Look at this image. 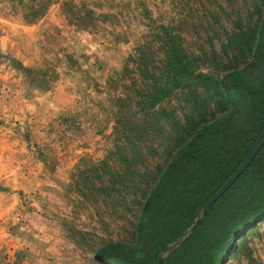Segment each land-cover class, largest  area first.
<instances>
[{
	"label": "rangeland",
	"instance_id": "rangeland-1",
	"mask_svg": "<svg viewBox=\"0 0 264 264\" xmlns=\"http://www.w3.org/2000/svg\"><path fill=\"white\" fill-rule=\"evenodd\" d=\"M263 14L264 0H0V258L120 264L96 254L151 255L203 215L254 134L219 80L264 87L249 67ZM224 112L241 130L203 142L197 128ZM187 147L204 155L201 184ZM236 242L222 264H264V221Z\"/></svg>",
	"mask_w": 264,
	"mask_h": 264
},
{
	"label": "trees",
	"instance_id": "trees-1",
	"mask_svg": "<svg viewBox=\"0 0 264 264\" xmlns=\"http://www.w3.org/2000/svg\"><path fill=\"white\" fill-rule=\"evenodd\" d=\"M258 31L264 33V14L258 24ZM260 43L261 47L259 48L256 44L254 51L256 50L257 53L249 65L250 68L258 70L264 69V37ZM234 76L238 77L239 75L235 73ZM240 78L222 77L219 80V90L223 98L236 99L237 108L238 111H242V117L248 116L253 119L254 134L246 141L245 148L227 174L216 185L206 188L204 207L237 169L264 132V87L255 81L246 79L244 75ZM225 113L211 120L205 119L197 128L196 132L202 136L203 142L212 139V142L220 144L227 139L231 131L233 134H238L241 127L238 123L234 124L235 120L226 117ZM185 156L188 162L199 164L200 171L197 173L200 176L199 184L205 182L203 176L207 172L200 166L204 155L195 147H187ZM192 178H195L194 175L189 173L186 182L191 184L194 181H191ZM183 185L184 183L181 181L180 188ZM151 200L152 198L149 196L142 207L136 227L138 238L146 239L154 236V226L149 222ZM262 221H264V144L242 174L209 211L198 217L195 222L192 220L179 230H169L159 250L151 255L130 253L117 243L110 242L96 255L97 259L116 260L120 264H159L162 252L167 251L168 254L163 259V264H222L221 260L238 247L236 241L240 233ZM191 224L192 227L189 229ZM179 240H182L179 245L167 249L169 244H174Z\"/></svg>",
	"mask_w": 264,
	"mask_h": 264
},
{
	"label": "water",
	"instance_id": "water-1",
	"mask_svg": "<svg viewBox=\"0 0 264 264\" xmlns=\"http://www.w3.org/2000/svg\"><path fill=\"white\" fill-rule=\"evenodd\" d=\"M264 144V132L257 139L249 153L246 155L244 160L240 163L237 169L229 176V178L221 185V187L216 191L212 198L207 202L203 209L202 214H206L213 204L225 193V191L233 184V182L242 174L246 167L251 163L256 154L259 152L260 148ZM159 264H163V258L160 260Z\"/></svg>",
	"mask_w": 264,
	"mask_h": 264
},
{
	"label": "crops",
	"instance_id": "crops-1",
	"mask_svg": "<svg viewBox=\"0 0 264 264\" xmlns=\"http://www.w3.org/2000/svg\"><path fill=\"white\" fill-rule=\"evenodd\" d=\"M9 233V228H5V229H0V236H3V235H7ZM1 245V244H0ZM12 246V244L10 245ZM2 248H3V245L0 246V253H2ZM11 249V248H10ZM13 262H9V259L8 260H5L4 257L0 258V264H12Z\"/></svg>",
	"mask_w": 264,
	"mask_h": 264
}]
</instances>
